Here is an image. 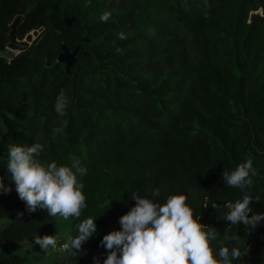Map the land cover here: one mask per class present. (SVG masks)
<instances>
[{"label": "trees", "instance_id": "trees-1", "mask_svg": "<svg viewBox=\"0 0 264 264\" xmlns=\"http://www.w3.org/2000/svg\"><path fill=\"white\" fill-rule=\"evenodd\" d=\"M105 10L112 16L101 22ZM17 17V40L42 33L7 58ZM62 45L77 50L69 70L56 61ZM61 92L63 117L54 111ZM32 143L43 146L41 162L78 159L87 169L79 218L26 211L7 148ZM248 158L257 176L247 191L260 197L250 206L264 211V0H0V177L12 188L0 194V264H93L94 256L102 264L99 241L119 229L131 194L151 198L156 188L160 203L186 195L194 216L217 229L214 251L224 242L241 249L234 264H264V222L247 232L223 219L242 195L223 172ZM89 216L98 234L73 257L63 244ZM45 234L58 246L42 259L31 248Z\"/></svg>", "mask_w": 264, "mask_h": 264}, {"label": "clouds", "instance_id": "clouds-1", "mask_svg": "<svg viewBox=\"0 0 264 264\" xmlns=\"http://www.w3.org/2000/svg\"><path fill=\"white\" fill-rule=\"evenodd\" d=\"M111 16L112 12L105 10L99 20L108 22ZM125 38V33L118 34V39ZM68 103L61 92L54 104L57 116L65 115ZM52 131L55 137L63 135L64 130L63 127H55ZM42 150L40 143L12 144L7 148L6 169L18 198L24 202L29 214L40 208L46 209L48 216L58 215L64 220L79 218L87 207L84 184L80 179L87 169L78 159H73L70 166L56 161L41 162L38 157ZM255 176L257 170L251 158L245 159L234 170L223 172L225 186L242 193L239 199L226 203L223 219L230 222V226L242 223L247 232L264 222V211H254L250 206V202L260 201V197H254L247 191ZM11 190L4 183V177H0V194L6 195ZM159 197V188L153 189L151 198L136 192L131 194L135 204L119 217V229L108 232L99 241L107 253L102 264H234L239 261L242 252L237 246L221 242L214 251L212 242L219 238L217 229L202 224L200 215L194 216L185 194H170L163 203L158 201ZM96 219L89 216L80 220L76 225L77 235L63 244L64 250L76 257L82 244L97 236ZM234 238L225 234L224 241ZM32 243L43 251L56 249L58 237L38 235L33 237ZM93 264H101L100 258L94 256Z\"/></svg>", "mask_w": 264, "mask_h": 264}, {"label": "water", "instance_id": "water-1", "mask_svg": "<svg viewBox=\"0 0 264 264\" xmlns=\"http://www.w3.org/2000/svg\"><path fill=\"white\" fill-rule=\"evenodd\" d=\"M19 17L15 18L10 25V31L8 34V44L7 49L13 52L21 53L24 52L29 46L33 43V41L42 33V29L37 31H33L28 34L24 40L19 41L15 37V30L19 23ZM77 54V50L70 52L64 45L59 48L57 62L64 64L65 69L69 70V68L73 65L75 56Z\"/></svg>", "mask_w": 264, "mask_h": 264}, {"label": "rangeland", "instance_id": "rangeland-1", "mask_svg": "<svg viewBox=\"0 0 264 264\" xmlns=\"http://www.w3.org/2000/svg\"><path fill=\"white\" fill-rule=\"evenodd\" d=\"M11 55H12L11 52H5L4 53V56L7 58L10 57ZM4 183L7 185L6 182H4ZM56 249L49 248L47 251H43L40 248H31V251H32L33 255L40 256L42 259H47L48 256L50 255V252H52V251L54 252Z\"/></svg>", "mask_w": 264, "mask_h": 264}, {"label": "built area", "instance_id": "built-area-1", "mask_svg": "<svg viewBox=\"0 0 264 264\" xmlns=\"http://www.w3.org/2000/svg\"><path fill=\"white\" fill-rule=\"evenodd\" d=\"M6 52H11L12 55H16L17 54L16 52L10 51L7 48H6Z\"/></svg>", "mask_w": 264, "mask_h": 264}]
</instances>
